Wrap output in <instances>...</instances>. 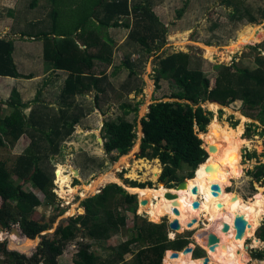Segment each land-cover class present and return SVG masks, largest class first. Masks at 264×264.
Listing matches in <instances>:
<instances>
[{"label":"trees","instance_id":"obj_1","mask_svg":"<svg viewBox=\"0 0 264 264\" xmlns=\"http://www.w3.org/2000/svg\"><path fill=\"white\" fill-rule=\"evenodd\" d=\"M38 1L34 0L31 7H36ZM50 1L56 5L51 13L53 25L49 32H43L39 37L44 39L47 62L55 70L68 72L59 96L62 104L60 115L49 118V114L38 108L32 109L30 116H27L25 110L30 104L22 102L17 89L8 100L0 99V110L3 105L13 108L4 118L0 112V146L7 144L6 139H9L11 147H15L22 136L28 135L31 138L30 146L18 158L14 171L21 180L33 182L48 197L51 196L49 193L53 176L45 161L48 160L49 153L56 155L60 152V143L73 133L75 125L80 121L82 112L72 114L70 109L78 107L75 105V97L94 89L97 100L98 95L104 93L109 84L106 75L97 76L93 73L95 60L108 64L111 62L110 49L99 44L97 38L94 39V26L131 29L128 23H119V19L132 15L136 19V29L142 34L138 36V31L131 30L129 37L146 47L147 51L151 50L156 39L161 40L163 34L147 23L150 19L158 21L150 6L131 0H83L82 4L64 14L66 18L63 21L65 23V19L75 16L74 13L80 9L84 12V19L70 29H58L57 21L61 17L59 7L62 3L61 0ZM70 2L75 3V0ZM26 35L23 32V36ZM92 48L97 49L93 51ZM14 50L11 39L0 38V76L22 77L14 61ZM188 63L189 56L184 53H175L160 59L159 67L155 69V84L159 87L161 80H173L180 91L171 98L177 101L151 104L148 113L141 120L143 138L139 158L158 159L163 166L160 177L163 181H179L176 172L183 165L191 169L186 178H193L198 166L208 159L199 134L206 132L213 114L204 110L200 106L202 103L216 102L228 107L240 100L247 109H259L257 116L264 125V60H257L258 67L253 70L234 66L233 71L229 66H217L218 76L211 89L207 76L201 70L189 69ZM124 64L130 67L129 60ZM132 74L133 70L130 72ZM243 115L252 118L250 114ZM237 126L238 122L232 124L233 128ZM103 129L107 139L104 143L107 153L118 151L119 155H124L131 150L136 139L135 124L120 118L118 122H106ZM248 131L250 127L247 128ZM262 134L264 135V127ZM256 157V152H246L244 155L245 160ZM247 174L255 182L263 184L264 162H259ZM76 184L78 181L74 178L73 185ZM132 187L143 188V185L132 183ZM165 191L173 190L165 187ZM0 199V230H11L14 225L19 224L25 235L36 238L51 228L49 224L31 219L33 209L42 205V201L35 193L25 190L23 186L16 187L10 182L9 172L2 162ZM11 202H16L17 212L13 211ZM81 207L83 209L78 211L80 214L67 218L66 224L59 225L51 238L42 235L43 240L34 255L28 256L5 249L7 259L0 264H57L58 256L63 255L68 244L79 235L82 240L78 243L74 264H165L163 257L167 250L183 251L189 243V240L180 235L169 239L165 223H152L143 219L131 228L127 241L111 247V253L102 258L91 250L92 244L102 243L119 232L126 231L124 212H131L137 217V196L112 183L106 185L101 193L82 200ZM257 238L264 242V224L259 229ZM85 239L92 242L86 243ZM134 245L136 248H133ZM202 253V250H195V257L192 256L194 259L204 260V257H200ZM127 254L132 255L129 260L125 257ZM255 257H260V254Z\"/></svg>","mask_w":264,"mask_h":264},{"label":"rangeland","instance_id":"obj_2","mask_svg":"<svg viewBox=\"0 0 264 264\" xmlns=\"http://www.w3.org/2000/svg\"><path fill=\"white\" fill-rule=\"evenodd\" d=\"M33 1L0 0V28L4 30L3 34L0 31L2 37L8 36L11 31L12 33L23 31L27 35H35L49 31L52 28L51 13L56 8V5L50 0H39L38 5L32 8L31 4ZM131 2H140L150 6L158 21L150 19L147 23L151 28L162 31L161 40L159 38L156 39V43L153 44L151 50L147 51L146 47L131 39L129 37L131 30L138 31V36L142 34L136 29V19L132 15L119 19V23H128L131 29L123 27L98 28L94 26L95 29L92 27V29L94 28V39L97 38L99 44L105 45L111 52V62L108 64L95 60L96 66H94L93 72L97 76L106 74L109 84L106 86L105 92L98 95L97 100L94 89L75 97V105H78V107L70 109L72 114L82 112L80 121L75 125L73 133L60 143V152L56 155L49 153V158L45 161V164L49 167V172L53 176L52 188L49 193L51 196H46L35 187L33 182L21 180L14 171L18 158L30 146L31 138L26 135L22 136L15 147H11L9 139H6L7 144L0 146V162L6 166L9 172V181L16 187L23 186L25 190L35 193L42 201V205L35 207L30 217L42 224L51 225L49 230L43 232L50 238L59 225H65L67 218L79 215L78 211H80V208L83 209L81 207L83 197L73 194L71 203L68 204L67 199L58 194V188L55 184V171L60 164L65 166V175L70 185H73L74 178H76L78 184L73 185V187H77L80 190L87 183L109 172L115 173L121 179L123 185L132 187V183H136L143 185L142 189L159 186L163 189L165 187L169 189L170 186L175 187L181 179H189L186 177L191 173V169L183 165L176 172L179 181L168 182L164 186L162 184L164 181L160 178L163 171L160 161L158 159L155 162V159L139 158L143 138L142 118L148 113L149 107L153 103L177 101L171 96L180 91L173 80L163 79L159 83V87L156 86L155 69L159 67L161 58L175 53L187 54L189 56L188 68L201 70L210 81V89L214 87L218 76L217 66H229L233 71L235 70L234 66L253 70L258 67L257 60H264V0H131ZM61 3L62 6L59 7L61 17L57 21L58 29H70L84 19V12L80 9L77 13H74L75 16L65 19V23L63 21L66 18L64 14L71 12L70 10L82 4L83 0H75L76 4L70 2V0H61ZM252 19L255 21H252ZM140 30L142 31L141 28ZM19 37L25 40V36ZM36 39L41 40L42 38L38 37ZM25 41L38 42V40H31V38ZM42 44L43 42L35 48L36 50H32L36 56L40 55L41 58L45 56ZM18 45L22 44L18 43ZM231 45H239L238 50L234 53L230 52L229 47ZM209 46L214 47L215 51L209 52L206 48ZM81 47L83 48L84 46ZM96 49L92 48L93 51ZM38 60L39 58L34 63L28 66L27 64L25 65L32 68L39 64ZM126 60L130 61L129 68L124 64ZM131 70L134 71L132 75H130ZM41 83L39 85L36 84V87L27 82L22 84V93H20L22 102L31 103L30 108L25 110L27 116H30L32 109H38L42 106L41 102L36 103L35 100L37 96L39 97L38 92L43 87V83L42 85ZM149 86L150 94H148ZM57 93L58 89H54L49 95L43 92L40 96L49 104L52 100H55ZM1 94L2 92H0L1 99L5 100V97H3L5 95ZM40 100L43 99L40 98ZM209 103L204 102L200 106L204 110L212 112V119L215 116L220 122L226 123L230 127H232L234 122H238V124L241 122L240 120L242 119L237 116V113L252 115V118L245 116L247 119L243 123V133L241 134V137L249 143L241 148L242 175L232 179L231 184L226 188L227 191L237 192L243 200H250L258 192V187L261 183L255 182L247 172L248 170H253L259 162H264V156H262L264 153V135L262 134L264 125L257 116L259 109H247L240 100L231 103L228 107L213 102V104L217 105L214 109L209 107ZM47 108H49L50 112L46 109H42V111L48 112L49 118L60 115L59 104L56 103V106L53 105L52 107L47 105ZM12 111V107L3 105L0 110L1 117L4 118ZM120 118L127 119L135 124L136 139L134 145L124 155H119L118 151L107 153L104 148V143L107 139L105 138L103 125L106 122H118ZM248 127H250V131L247 132ZM206 131H208V128H206ZM47 144L49 146V143ZM246 152H256L257 157L245 160L244 155ZM123 157H127L126 162L129 167L124 166ZM140 159L146 162L145 167L141 164L139 165ZM155 165L159 166L160 172L157 178H152V173L147 167H154ZM134 167H137L134 171L136 177L131 178L129 175ZM72 169H76V175L72 174ZM135 195L137 196V217L135 218L131 212H124L126 216V231H121L102 243H93L91 250L96 255L103 258L111 253V247L127 241L130 238V230L135 223H140L143 219L152 222L148 219L146 213L140 209L138 195ZM69 197L71 196L66 198ZM155 201L156 199L151 200V202ZM11 204L14 206L13 211L17 212L15 209L16 202H11ZM1 205L2 200L0 199ZM72 206H75L74 211L69 214ZM200 219L197 226L194 228L187 227L183 231L170 230L168 226L170 221L167 216L162 217L161 221L157 223L166 224L169 239H174L177 235L183 236L189 240L188 245H194V251L202 250L203 253L200 257H204L208 253L197 243V238L203 231V225L208 222L203 216ZM263 224L264 217L260 221V225L254 232L253 237H257L258 231ZM14 226L20 228L19 224ZM10 233L12 234L10 231L0 230V262L7 259L8 255L5 249L8 251L12 250L10 241L6 236V234L9 235ZM171 233L174 234L173 238ZM36 238L39 239L38 244L43 240L42 235ZM81 240L79 235L75 241L70 242L63 255L58 256L57 264H74L78 243ZM84 242L91 243L92 241L85 239ZM250 244L251 238L246 239L243 243L244 247ZM133 248H136V245ZM245 253L251 257L260 254V257L252 258L263 260L264 242H261V246L258 249L249 248ZM125 257L129 260L132 255L127 254ZM208 264H212L210 257Z\"/></svg>","mask_w":264,"mask_h":264},{"label":"bare ground","instance_id":"obj_3","mask_svg":"<svg viewBox=\"0 0 264 264\" xmlns=\"http://www.w3.org/2000/svg\"><path fill=\"white\" fill-rule=\"evenodd\" d=\"M238 47L239 45H231L229 51L234 53L238 50ZM206 48L209 52L215 51L214 47L209 46ZM150 93L149 86L148 94ZM209 107L214 109L217 105L209 103ZM237 116L242 120L236 128L220 122L214 116L209 122L208 131L199 134L203 140V147L209 153L208 159L198 166L193 178L186 179V186L183 189L176 190L172 188L174 191L170 193L176 194L174 199L167 198L166 194L169 192L160 186L144 189L140 187L128 188L130 192L138 195L140 209L146 213L148 219L152 222L157 223L161 221L162 217L167 216L170 222H178L176 230L183 231L187 227L194 228L197 226L201 220L200 217L203 216L208 223L203 225V231L198 236L197 243L207 251L212 264H264V259H254L245 253L249 248L261 246L259 238L253 236L264 217V184L258 187V192L252 199L246 201L238 193L226 190L232 179L242 175L241 148L249 144L247 140L241 137L243 123L247 118L240 113H237ZM126 159L127 157L122 159L124 166L128 164ZM155 162H157L156 159ZM140 164L143 167L146 166L143 159H140ZM137 167L132 169L129 177H136L134 171ZM147 169L152 173V178H157L160 172L158 165L148 166ZM72 174L76 175L77 171L72 169ZM55 176L58 194L67 199L68 204L71 203L73 194H78L84 199V197L87 198L95 194L98 189L106 184L113 182L122 184L121 179L115 173L109 172L87 183L80 190L70 185L65 175V166L62 164L56 167ZM213 186H217L216 195L213 194ZM193 188H197L196 194L192 192ZM68 196L71 197L66 198ZM152 199H156V201L151 202ZM143 201H146V204H142ZM174 201L177 202L176 205H173ZM195 201L199 202L198 208L192 206ZM74 207L72 206L69 214L73 213ZM174 208L178 210V214L174 213ZM239 216L246 221V228L240 238L237 237L234 226L235 218ZM224 224L229 225L228 231H223ZM208 234H216L219 237V242L213 250H210L207 246ZM6 236L10 241L11 249L24 254H30L39 242L38 238L20 237L14 233L6 234ZM173 236L174 234L171 233L172 238ZM248 238H251V244L244 247L243 243ZM172 254L173 251L167 250L164 255V263L204 264V260L194 259L192 254L184 251H179L177 257L172 256Z\"/></svg>","mask_w":264,"mask_h":264},{"label":"crops","instance_id":"obj_4","mask_svg":"<svg viewBox=\"0 0 264 264\" xmlns=\"http://www.w3.org/2000/svg\"><path fill=\"white\" fill-rule=\"evenodd\" d=\"M0 31L3 34V31H4L3 28H0ZM45 32H49V31H45ZM42 33L43 32H40V33L35 34V35L30 34L31 36L26 35L24 37L25 40H28L31 38V40H38V42H29V41L26 42L25 40H22V38H20L19 36H23V31H20L18 33H12V31H11L10 34L6 37H2L0 34V38L11 39L14 42V47H15L14 54H13L14 61L16 63L18 72L22 75V77H20V78L0 76V92H2L1 95H3V94L5 95V96H3V97H5L4 99L8 100L12 96V93L15 89H17L20 93H22L21 87H22V84L24 82L25 83L27 82L28 84H31V85H35V87H36V84L39 85V83L42 82L43 87L38 92L39 97L37 96L35 100H36V103L41 102V104H42L41 109H43V110L46 109L48 112H50L49 108H47V105H49V107H52L53 105L56 106V103H57L60 105V109H61L62 104L60 102L59 96L62 92L65 80L68 76V72L53 69L52 65H50L49 62H47L44 55H43L44 57L41 58L40 55L36 56V54L32 52V50H36L35 48L38 47L39 44H41L42 42H43V44H42L43 50H45L44 39L43 38L41 40L36 39ZM75 35H76V32L72 34V36H75ZM52 37L54 38L55 36H52ZM18 43H21L22 45H18ZM31 43H33V44H31ZM43 50H42V52L44 54ZM38 58H39L38 63L39 64L41 63L40 66H38L39 65L38 64V65L34 66L36 68L26 67L25 64H27V66H28L29 64L34 63ZM24 66H25V70H24ZM103 75H106V74H103ZM42 83H41V85H42ZM54 89H58V93L55 96V100H52L53 102L51 101L48 104L46 101H44V98L41 97L40 95L43 92H46V94L49 95V93L51 91H53ZM40 98L43 100H40ZM0 99H1V97H0ZM28 104H30V106H31L30 102H28ZM30 106L28 108H30ZM48 112H45V113H48ZM26 136H28V135H26ZM189 179H191V178H189ZM263 184L259 185V187L262 186ZM258 248H250V249L256 250ZM252 257H255V255ZM255 258H258V257H255Z\"/></svg>","mask_w":264,"mask_h":264},{"label":"water","instance_id":"obj_5","mask_svg":"<svg viewBox=\"0 0 264 264\" xmlns=\"http://www.w3.org/2000/svg\"><path fill=\"white\" fill-rule=\"evenodd\" d=\"M168 182H169L168 179H166L162 184L165 186ZM109 184H112V183H109ZM106 185H108V184H106ZM117 185L121 186L129 194H134V195L136 194V193L130 192L129 191V188L127 186L123 185V184H117ZM185 186H186V179L181 180L179 183H177V185L173 189L179 190V189H183ZM104 187L105 186H103L100 189H98V191L95 194H93V195H96V194L101 193L102 192V189ZM130 188H132V187H130ZM169 189H172V188H169ZM192 192L194 194H196L197 193V188H193L192 189ZM216 192H217V186H213V194L216 195ZM93 195H90V196H93ZM166 195H167L166 197L167 198H170V199H174L176 197V194H173V193H170V192L167 193ZM84 199H82V200H84ZM141 203L142 204H146V201H143ZM176 204H177V202L174 201L173 202V205H176ZM192 206H193V208H198L199 207V202H197V201L193 202ZM173 211H174L175 214H178L179 213L176 208H174ZM168 226H169L170 230H176L178 228V222L177 221L169 222ZM234 226H235V229H236V235H237L238 238H240L242 236L245 228H246V221L242 217H240V216L239 217H236L235 218V221H234ZM228 230H229V225L228 224H224L223 231H228ZM7 231H10V232H12L14 234H18V236H20V237L28 238V236L25 235L23 233V231L19 227H17V226H14L11 230H7ZM41 235H45V234L42 233ZM207 237H208V244H207V246L210 248V250H213L214 247H215V245L219 242V237L216 234H208ZM39 245H40V243L30 252V254H26V255H28V256L34 255L38 251V246ZM194 249H195L194 246L191 247V245H188V246H186L183 249V251L186 252V253H190V254L193 255ZM22 254H24V253H22ZM178 254H179V251H173L172 256L177 257ZM208 260H209V257L207 255H205L204 256V264H208Z\"/></svg>","mask_w":264,"mask_h":264},{"label":"flooded vegetation","instance_id":"obj_6","mask_svg":"<svg viewBox=\"0 0 264 264\" xmlns=\"http://www.w3.org/2000/svg\"><path fill=\"white\" fill-rule=\"evenodd\" d=\"M193 244H191V246H192ZM194 246V245H193Z\"/></svg>","mask_w":264,"mask_h":264},{"label":"built area","instance_id":"obj_7","mask_svg":"<svg viewBox=\"0 0 264 264\" xmlns=\"http://www.w3.org/2000/svg\"><path fill=\"white\" fill-rule=\"evenodd\" d=\"M261 241V240H260ZM262 242V241H261Z\"/></svg>","mask_w":264,"mask_h":264}]
</instances>
